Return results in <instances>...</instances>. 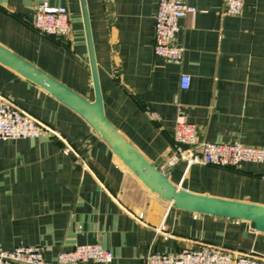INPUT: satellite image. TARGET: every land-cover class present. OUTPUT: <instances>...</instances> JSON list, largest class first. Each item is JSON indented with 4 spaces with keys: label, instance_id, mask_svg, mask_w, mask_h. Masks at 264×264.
<instances>
[{
    "label": "crops",
    "instance_id": "crops-1",
    "mask_svg": "<svg viewBox=\"0 0 264 264\" xmlns=\"http://www.w3.org/2000/svg\"><path fill=\"white\" fill-rule=\"evenodd\" d=\"M65 5L71 32L32 24L37 0H0V43L89 100L93 87L79 0ZM180 64L153 51L157 0H86L106 117L170 180L192 192L264 205V161L237 167L170 164L178 113L197 140L264 147V0L238 15L224 0H185ZM181 74L190 76L181 90ZM0 94L51 128L0 139V249L42 245L46 257L75 244L111 249V262L144 264L152 252L214 244L264 259V230L176 208L147 189L75 111L0 63ZM68 148V153L62 150Z\"/></svg>",
    "mask_w": 264,
    "mask_h": 264
},
{
    "label": "built area",
    "instance_id": "built-area-1",
    "mask_svg": "<svg viewBox=\"0 0 264 264\" xmlns=\"http://www.w3.org/2000/svg\"><path fill=\"white\" fill-rule=\"evenodd\" d=\"M224 5L225 12L231 15L240 14L245 7L244 0H224ZM195 12V6L185 0H157L153 37V51L156 55L166 62L181 63L183 47L175 43L176 34L181 29L180 20ZM32 24L40 33L66 37L71 32L70 12L65 5H52L48 0H37ZM189 84L190 76L181 74L179 88L186 90ZM51 132L47 125L0 94V139L44 137ZM173 140L175 154L170 164L183 161L186 168L191 165L237 167L242 162L264 161V147L245 145L239 141L223 143L197 140L194 125L182 113H178L175 118ZM62 152L67 154L68 148ZM113 257L111 249L99 244H75L60 250L54 262L48 260L42 245H17L10 249H0V264L108 263ZM144 264H264V259L202 243L173 253L152 252Z\"/></svg>",
    "mask_w": 264,
    "mask_h": 264
},
{
    "label": "water",
    "instance_id": "water-1",
    "mask_svg": "<svg viewBox=\"0 0 264 264\" xmlns=\"http://www.w3.org/2000/svg\"><path fill=\"white\" fill-rule=\"evenodd\" d=\"M93 87L89 100L57 80L32 62L0 43V63L26 80L48 92L77 114L111 147L112 152L151 192L158 194L176 208L241 219L252 229L264 230V205L208 194L192 192L170 180L169 171H162L149 161L106 117L95 58L86 0H79Z\"/></svg>",
    "mask_w": 264,
    "mask_h": 264
}]
</instances>
